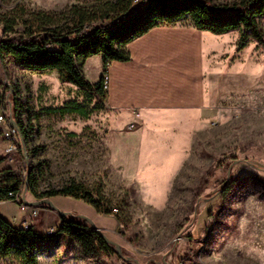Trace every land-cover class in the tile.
<instances>
[{
	"label": "rangeland",
	"instance_id": "1",
	"mask_svg": "<svg viewBox=\"0 0 264 264\" xmlns=\"http://www.w3.org/2000/svg\"><path fill=\"white\" fill-rule=\"evenodd\" d=\"M96 2L0 0V40L11 17L26 19L30 12L59 16ZM23 29L20 24L14 28ZM240 71L235 68V83L242 89L210 117L204 115L202 128L191 137L179 131L178 145H164L162 155L133 154L126 160L122 149L116 153L106 145L112 114L103 102L61 83L55 71L32 72L10 58L0 59V115L12 118L19 134L18 151L8 161L0 131V149L5 146L0 169H18L24 177L30 166L38 193L75 179L99 192L95 199L110 210L98 213L82 200L52 197L56 209L74 214L68 219L92 221L96 229H87L90 238L100 231L111 248L92 243L86 252L74 235L44 233L39 264H264V79L253 67L250 78ZM91 74L93 69L88 73L93 80ZM63 108L88 116L55 112ZM124 138L128 144L136 141ZM26 198L35 201L30 193ZM31 208L39 210L25 218L30 226L45 207ZM22 213L13 202L0 205L4 218L20 219Z\"/></svg>",
	"mask_w": 264,
	"mask_h": 264
},
{
	"label": "trees",
	"instance_id": "2",
	"mask_svg": "<svg viewBox=\"0 0 264 264\" xmlns=\"http://www.w3.org/2000/svg\"><path fill=\"white\" fill-rule=\"evenodd\" d=\"M263 18L264 0H97L92 7L73 6L59 16L30 12L26 19L22 15L6 20L0 40V59L10 58L16 65L32 72L55 71L61 83L85 89L91 98L103 102L106 92L103 81L109 65L130 61L127 45L150 30L189 25L215 35L237 31L240 37L236 51H240L250 39L264 46ZM18 24L23 26L22 31L14 30ZM94 56L102 57L104 70L100 82L93 86L82 68ZM55 112L88 116L81 109L63 108ZM3 162L1 159L0 165ZM19 193L21 204L27 207H33V202L64 196L82 200L98 213L110 212L95 199L100 196L99 192L75 179H70L59 189L38 193L37 175L30 166L24 177L18 169H0V201L12 202ZM28 193L35 201L27 200ZM42 206L60 212L53 205ZM69 215L74 216L73 213L59 214L62 221L59 232L74 235L86 252H91L92 243L101 249L111 248V242L99 232H95L98 237L90 238L92 235H88L87 229L95 228L92 221L81 216H78L80 221L68 219ZM41 239L33 226L27 230L16 228L0 215L1 258H15L20 264H39Z\"/></svg>",
	"mask_w": 264,
	"mask_h": 264
},
{
	"label": "crops",
	"instance_id": "3",
	"mask_svg": "<svg viewBox=\"0 0 264 264\" xmlns=\"http://www.w3.org/2000/svg\"><path fill=\"white\" fill-rule=\"evenodd\" d=\"M261 28L264 33V18ZM239 37L237 31L215 35L178 25L154 28L129 43L126 50L131 60L113 62L108 67L109 83L103 104L112 118L106 145L116 153L122 149L129 156L126 160H133V154L162 155L166 152L164 145H178L182 137L179 131L183 138L191 137L192 131L202 128L204 115L210 117L225 99L234 96L236 89H242V85L236 87L235 68L250 78L253 67L259 79H264V46L250 39L245 48L236 51ZM93 61L95 66L89 67ZM92 69L90 80L88 73ZM103 70L101 56L91 57L82 68L93 86L100 82ZM136 112L140 113L138 119ZM132 122L138 128L128 132ZM171 129L176 131L174 135ZM125 136L136 141L128 144L123 141ZM4 203L11 202L0 201V205ZM32 211L31 207L23 210L20 219L1 217L19 228L20 221L31 217ZM61 222L56 212L43 208L40 219H34L32 226L43 235L46 228L59 227ZM10 259L0 257V264H11ZM14 264L20 263L15 259Z\"/></svg>",
	"mask_w": 264,
	"mask_h": 264
},
{
	"label": "built area",
	"instance_id": "4",
	"mask_svg": "<svg viewBox=\"0 0 264 264\" xmlns=\"http://www.w3.org/2000/svg\"><path fill=\"white\" fill-rule=\"evenodd\" d=\"M108 83H109V76L107 74L104 78V81H103L104 90L107 89ZM135 118L136 119L140 118L139 112L135 113ZM12 122H13L12 118H9L6 115H0V127H1L0 131L2 133V137H3L4 142L6 143V157H8V159H7L8 161L11 160V156L16 154V152L18 151V142H19V134H18L17 127L12 128L11 127ZM136 126H137V124L135 122H132L128 125V128L134 129V128H136ZM24 176H25V173H24ZM21 191H22V187L20 188V193H21ZM20 193L15 196V199L12 202L17 204L19 207H21L22 210H25L29 207L21 204V194ZM10 196L13 197L12 194H10ZM32 209H33V211H32L31 217H34L38 214V210L35 208H32ZM116 210L117 209H113V211H116ZM30 225H31L30 221H25L21 227L24 230H27V229H29ZM58 229H59L58 227H54V226L48 227L46 229L45 234L47 236L54 235L58 232Z\"/></svg>",
	"mask_w": 264,
	"mask_h": 264
},
{
	"label": "water",
	"instance_id": "5",
	"mask_svg": "<svg viewBox=\"0 0 264 264\" xmlns=\"http://www.w3.org/2000/svg\"><path fill=\"white\" fill-rule=\"evenodd\" d=\"M11 127L12 128H16V124L14 122H12L11 123ZM42 204H46L48 206H52V202L50 200H43V201H37V202L31 203V205L34 206V207H36L38 205H42ZM60 213H62V212H58L57 214L59 215ZM94 229H96V227ZM98 232H100V231H98ZM116 248H117L118 253H120V248H119L118 245H116Z\"/></svg>",
	"mask_w": 264,
	"mask_h": 264
}]
</instances>
